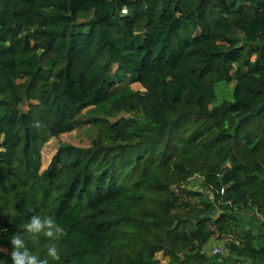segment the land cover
Here are the masks:
<instances>
[{
    "label": "trees",
    "instance_id": "16d2710c",
    "mask_svg": "<svg viewBox=\"0 0 264 264\" xmlns=\"http://www.w3.org/2000/svg\"><path fill=\"white\" fill-rule=\"evenodd\" d=\"M83 124L91 145L42 172ZM216 233L226 257L204 251ZM14 235L49 264H264V0H0V264Z\"/></svg>",
    "mask_w": 264,
    "mask_h": 264
},
{
    "label": "rangeland",
    "instance_id": "374dc122",
    "mask_svg": "<svg viewBox=\"0 0 264 264\" xmlns=\"http://www.w3.org/2000/svg\"><path fill=\"white\" fill-rule=\"evenodd\" d=\"M130 86L135 91H143L144 88L138 82L132 81H125L118 85V88H125L126 86ZM235 89V81L231 82H223L218 85L217 87V102L215 105H220L221 103L233 100ZM94 106H90L85 109L80 118L81 119H88L93 115H101L99 112H94ZM125 115V114H123ZM127 115V114H126ZM129 116V115H127ZM95 130L92 128L90 124H83L81 126H77L69 132L63 133L58 137L52 138L48 143H46L42 149V167L41 171L43 172L46 170L50 163L53 160V157L58 152L60 147L62 146H73V147H88L91 145L93 137L95 135ZM187 188L192 191L202 192L205 196V199L214 201L215 196L209 188H206L202 183V178L199 176H195L192 178L189 183L187 184ZM239 215L242 216L246 223V227L249 226L253 227V225H260L261 217L254 211L242 215L239 212ZM255 231L259 233L257 227H255ZM231 240L230 237L218 238V234L216 233L215 236L211 238L208 244L205 246L204 251L211 256H219V257H226L229 255V251L227 248V243ZM219 249V251H216ZM163 262H167L169 259L163 256L162 253L157 255Z\"/></svg>",
    "mask_w": 264,
    "mask_h": 264
},
{
    "label": "clouds",
    "instance_id": "9594fccd",
    "mask_svg": "<svg viewBox=\"0 0 264 264\" xmlns=\"http://www.w3.org/2000/svg\"><path fill=\"white\" fill-rule=\"evenodd\" d=\"M29 233H43L47 237H54L56 233H60V229L52 218L33 215L26 226ZM11 244L13 245V250L11 252V264H49V260H41L37 255L30 252L26 247L24 241L19 237L14 235L11 238ZM47 256L51 258L52 261L59 260V253L55 246L49 247L47 249Z\"/></svg>",
    "mask_w": 264,
    "mask_h": 264
},
{
    "label": "water",
    "instance_id": "95a60500",
    "mask_svg": "<svg viewBox=\"0 0 264 264\" xmlns=\"http://www.w3.org/2000/svg\"><path fill=\"white\" fill-rule=\"evenodd\" d=\"M224 200L227 202L228 201V196H227V193L225 192L224 193Z\"/></svg>",
    "mask_w": 264,
    "mask_h": 264
},
{
    "label": "built area",
    "instance_id": "2783aa9c",
    "mask_svg": "<svg viewBox=\"0 0 264 264\" xmlns=\"http://www.w3.org/2000/svg\"><path fill=\"white\" fill-rule=\"evenodd\" d=\"M216 251H219V249H216Z\"/></svg>",
    "mask_w": 264,
    "mask_h": 264
}]
</instances>
